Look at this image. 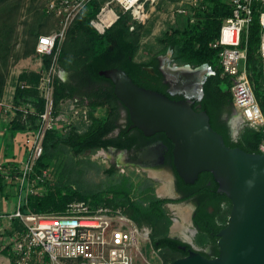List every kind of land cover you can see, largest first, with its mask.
I'll use <instances>...</instances> for the list:
<instances>
[{
    "label": "trees",
    "instance_id": "16d2710c",
    "mask_svg": "<svg viewBox=\"0 0 264 264\" xmlns=\"http://www.w3.org/2000/svg\"><path fill=\"white\" fill-rule=\"evenodd\" d=\"M210 2L206 11L198 13L195 22L178 19L177 26L165 31L160 38L161 50L146 60L138 58L143 25H137L132 20V12L124 13L120 10V19L106 33L100 34L91 25V20L98 13L100 5L93 2L81 11L68 31L60 54V68L69 76L66 80L58 77L55 81L54 107L56 115L65 105L68 107L72 103L77 107L87 108L88 120L82 118L70 125L56 127L47 132L44 153L37 161L35 170L37 175L41 174L43 169L54 170L58 175V182L38 180L39 184H46V189L43 193L26 197L21 206L24 213H62L72 201L87 200L94 206L121 208L139 226L150 227L154 250L170 255L169 250L177 248L179 241L169 236L173 221L166 207V203L173 200L155 194L158 185L156 180L145 176L140 181V187L133 193L135 188L133 177L122 175L113 164L105 168L104 172L114 183L108 189L96 190L90 184L84 168V164L90 161L83 158L87 154L108 150L111 147L118 151L129 149L134 143V138L129 137L132 130L129 114L125 126L119 123L122 111L126 110L128 113V110L115 94L112 81L101 75V71L120 68L139 86L156 90L174 100L184 98L183 95L170 93V84L161 70V58L170 50L173 51L172 63L190 64L192 67L207 64L212 68L213 73L207 77L204 84L203 98L195 100L193 105L195 108L200 105L198 110L207 111L213 128L223 135L226 144L230 147H240L247 152L261 153L260 145L264 138L261 130L246 126L238 139L233 140L231 136L229 120L235 111L233 83L230 76L224 73L220 51L212 48L210 43L218 38L224 19L232 14V10L223 0ZM22 6V3L16 0H0V100L5 96L6 70L9 69V59L14 52L17 16ZM40 9L41 17L37 18L27 31L29 38L23 51L25 58L30 56L38 58L36 45L39 36L50 33L49 29L52 26L57 28V19L46 12L42 0ZM260 42L261 28L256 17L249 30L246 69L255 96L264 111V64L259 52ZM18 57L19 55H16V60ZM42 60L43 68H46L51 57L43 56ZM146 67H153L155 74H151ZM40 77L41 74L36 72L22 73L12 100L14 109L7 116L0 117V126L12 136L18 133L33 134L39 127L40 115L46 106V101L38 88ZM22 83H27L30 87H22ZM23 108L28 110L27 114ZM223 114L227 115L224 120ZM136 130L144 135L141 130L137 128ZM66 154L71 156V161L57 164L58 159ZM5 174L6 171H0V194L3 196ZM65 176H69L68 179H65ZM199 180L202 184L212 180L215 190L219 186L211 172H202ZM180 181L185 184L183 179ZM222 195L220 202L227 204L224 210L220 205L215 213L211 214L201 206L194 216V224L199 232L205 234L208 242L215 247L219 239L217 233L227 225L232 208L228 196L225 193ZM24 232L25 227L21 220L13 218L10 225H6L3 235L19 239ZM217 251L219 256V249ZM0 254L8 256L14 264L15 257L10 248L0 251Z\"/></svg>",
    "mask_w": 264,
    "mask_h": 264
},
{
    "label": "built area",
    "instance_id": "2783aa9c",
    "mask_svg": "<svg viewBox=\"0 0 264 264\" xmlns=\"http://www.w3.org/2000/svg\"><path fill=\"white\" fill-rule=\"evenodd\" d=\"M48 14L57 19V28L39 37L36 51L41 56H50V64L41 72L39 90L46 101L45 111L40 115L39 127L32 135L30 155L20 167L6 171L5 180L20 183V192L26 197L43 193L36 174L37 161L44 153V141L48 131L58 127L59 120L68 125L76 118L88 120L87 108L69 105L72 116L55 114L54 88L56 79H66L67 72L60 68L59 58L68 31L81 11L97 2L100 9L91 20V25L100 34L106 33L120 19L121 12H134L147 0H42ZM231 7L232 14L224 19L220 34L210 43L220 52L224 73L232 80L235 105L233 120L239 130L251 126L261 130L264 137V111L262 110L250 81L246 60L249 30L255 18L261 28L259 52L264 64V0H223ZM210 0H177L173 19L195 22L199 12L206 11ZM134 26L131 27V30ZM171 51V50H170ZM22 87H30L22 83ZM14 106L0 100V117L7 116ZM25 114L28 113L23 108ZM61 117V118H60ZM240 131V133H241ZM239 133V135H240ZM237 136V139L239 137ZM264 154V138L260 145ZM5 165H0L4 171ZM15 172V174H14ZM47 171H43L46 176ZM20 195L15 210L0 213V251L10 248L14 264H137L142 245L150 241V230L139 226L121 208L107 205L94 206L87 200H75L62 213H24ZM19 218L25 227L19 239L5 237L6 220Z\"/></svg>",
    "mask_w": 264,
    "mask_h": 264
},
{
    "label": "water",
    "instance_id": "95a60500",
    "mask_svg": "<svg viewBox=\"0 0 264 264\" xmlns=\"http://www.w3.org/2000/svg\"><path fill=\"white\" fill-rule=\"evenodd\" d=\"M172 54L171 50L161 58V70L170 84V93L183 95V99L174 100L139 86L120 68L100 74L114 84L115 94L128 110L130 128L146 136L163 132L174 143V166L186 183L195 182L202 172H211L219 183V192L232 202L228 223L218 233L219 256L208 258L187 241L192 246L188 256L173 264H264V154L226 144L223 135L213 128L207 111L193 105L203 98L212 68L207 64L177 65L172 63ZM167 63L185 69L176 77L165 67ZM146 69L155 74L153 67ZM229 125L237 139L241 130L233 116ZM110 150L117 151L114 147Z\"/></svg>",
    "mask_w": 264,
    "mask_h": 264
},
{
    "label": "rangeland",
    "instance_id": "374dc122",
    "mask_svg": "<svg viewBox=\"0 0 264 264\" xmlns=\"http://www.w3.org/2000/svg\"><path fill=\"white\" fill-rule=\"evenodd\" d=\"M16 1L22 3L23 6L21 11L19 12V16H17L18 17L17 29H16L15 41H14L15 46H14V52L9 59V66H8L9 69L6 70L7 86L5 91V95L13 92V96L16 87L20 81V75L22 73L36 72L41 74L42 70L44 69L43 60H42L43 56L39 55L37 51L36 53L39 56L38 58H36L35 56H30L25 58L23 56V51L25 50V42L29 38L27 34L28 28L33 22L36 21L37 18L41 17V9H40L41 0H16ZM176 1L177 0H147L143 5H141V7H139L138 9H136L134 12L131 13L132 20H134L137 25H143L141 44L138 52L139 59H144V60L149 59L154 53H157L159 50H161L160 38L163 36L165 31L169 30L171 27L173 28V26L174 27L177 26L178 19L174 21L172 16L173 15L172 8L174 7ZM54 29L55 28L52 26L49 29V32H51ZM16 55H19L17 60H16ZM68 107L65 105V107L61 109L59 114L66 113ZM79 120H81L80 117L74 119L72 123H74V121L77 122ZM66 125L68 124L61 119L57 124L59 128ZM120 156H121V152L108 149L105 151L100 150L94 154H87L86 156L83 157L84 159L88 160V162L90 161L89 163L85 162L86 164L84 163L83 164L88 175L87 178L90 180V184L94 189L96 190L108 189L111 187V185L114 182L111 178H109L105 174L104 170L105 168L110 167L113 164H116V159ZM71 159H72L71 156L66 154L64 155V157L58 159L57 164H63L65 162H69L71 161ZM117 168L119 169L122 175L133 177L135 181V188L133 190V193H135L137 188L140 187V181L145 176L148 177V174L145 171L137 168L136 166L128 167V166L120 165ZM43 171H47L46 176H43ZM38 175L43 177L44 180L49 183L58 182V175L52 169H43L42 173ZM164 175L168 176V173H165ZM69 176H65L66 177L65 179H68ZM166 180L163 181L161 186L159 185V187L157 188L158 190L155 189V194L158 197L161 194L160 189L162 188L163 185L167 183ZM45 185H46L45 183L44 185L41 184V186L44 187L43 188L44 191L46 189ZM137 195L140 197V194L137 193ZM4 204H5L4 196L0 194V210L4 208ZM180 206L184 209L185 212L190 210V214H192L193 208L190 203L186 202L181 204ZM178 212L179 210L174 206L173 209L171 210L169 209V213L171 217L175 218V222H172V225L170 227L172 228L173 233L182 231L181 229L179 230L174 229V226L177 224V222L182 223L183 221L182 217ZM6 225L8 226L10 225V220ZM145 227H147L150 230V234H151L152 231L151 228L148 226ZM189 227H191L190 224ZM193 240L200 247H206L209 244L207 236H203L198 233L195 234ZM150 241L151 244L147 243L140 247L139 250L140 254L137 256V260H136L137 264H173L174 259L170 255L162 251L154 250L152 246L151 235H150ZM0 264H12L11 259L8 256L0 254Z\"/></svg>",
    "mask_w": 264,
    "mask_h": 264
},
{
    "label": "flooded vegetation",
    "instance_id": "af4514ba",
    "mask_svg": "<svg viewBox=\"0 0 264 264\" xmlns=\"http://www.w3.org/2000/svg\"><path fill=\"white\" fill-rule=\"evenodd\" d=\"M163 62L164 61L162 59L161 65ZM128 114L129 113H127L126 110L122 111L119 123L123 126H125L128 122ZM226 117L227 115L223 114L222 120L226 119ZM130 129L132 130L129 133V137L134 138V143L129 149H123L120 151L117 150V152H121V156L116 159V167L120 165L128 167L136 166L137 168L145 171L148 174V177L158 182L156 189L159 185L161 186L163 181L166 179L160 176H152L150 174V170L160 171L163 174L168 173L170 180L166 181L170 185L171 193L166 195L158 194L159 197L173 200L172 202L166 203V207L170 210L173 209V206L181 205L186 202L190 203L193 208L191 214V227L196 231L195 234L198 233L206 236L205 234L199 232V229L195 226L194 216L201 206L205 207L211 214H214L220 205H222L223 210L225 209L227 204L222 201L220 202L223 195L222 192H219L218 190L219 186L215 190V184L212 180H208L207 183L202 184L200 183L199 177L193 183H186L184 181L185 184H182L180 181L182 178L178 175L174 166V143L168 138V136H165L163 132L146 136L145 134L142 135L138 132L136 128ZM232 138L233 140H236L234 136H232ZM150 147L153 148L146 153ZM172 221L175 222L174 217H172ZM187 234L190 235L189 232ZM169 236L179 241L176 249L169 250V254L172 258H174V261L188 256L192 246L187 243V241H191L194 246L208 258L217 257V250L219 249L218 241L217 247H215L212 243H209L206 247H200L194 242V238L192 240H188L183 231L173 233L172 228H170Z\"/></svg>",
    "mask_w": 264,
    "mask_h": 264
},
{
    "label": "crops",
    "instance_id": "0c3cea01",
    "mask_svg": "<svg viewBox=\"0 0 264 264\" xmlns=\"http://www.w3.org/2000/svg\"><path fill=\"white\" fill-rule=\"evenodd\" d=\"M69 74H67L66 79ZM65 79V80H66ZM4 100L8 103H11L13 100V92L8 93L4 96ZM67 112L64 115L72 116L71 111L67 108ZM235 113V111H234ZM234 115V114H233ZM5 117V116H2ZM32 133H18L15 136H12L10 133L5 131L4 127L0 126V165H5L6 168L4 171H12L13 166L17 168L20 165L27 161L30 155V147L32 143ZM20 195L23 198V202L26 199L25 194L20 192V183L15 180L8 182L5 180V204L4 208L0 210V213H11L16 207L17 201L20 198ZM9 220H6L7 224Z\"/></svg>",
    "mask_w": 264,
    "mask_h": 264
},
{
    "label": "bare ground",
    "instance_id": "6f19581e",
    "mask_svg": "<svg viewBox=\"0 0 264 264\" xmlns=\"http://www.w3.org/2000/svg\"><path fill=\"white\" fill-rule=\"evenodd\" d=\"M165 67L167 68V70L169 71L170 74L175 75L176 77H179L180 75V71H183V68H178L177 66H174L172 64L167 63V65H165ZM188 68V67H187ZM150 174L152 176H160L164 179L170 180L169 176H165L163 173H161L160 171H155V170H150ZM160 193L161 195H166V194H170L171 193V189H170V185L169 183H166L165 185L162 186V188L160 189ZM175 208H177L179 210V214L182 217L183 221L182 223H178L174 226V229L179 230L181 229L183 231V233L186 235L188 240H192L195 236L196 231L194 229H192L191 227H189V224L191 225V214H190V210H188L187 212L184 211V209L180 206H174ZM187 232L190 233V235L187 234Z\"/></svg>",
    "mask_w": 264,
    "mask_h": 264
}]
</instances>
